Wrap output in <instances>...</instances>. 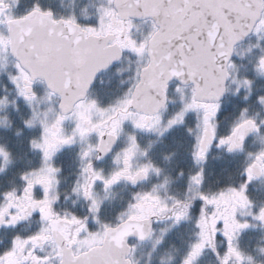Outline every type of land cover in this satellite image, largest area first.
Wrapping results in <instances>:
<instances>
[{"label":"snow or ice","instance_id":"snow-or-ice-1","mask_svg":"<svg viewBox=\"0 0 264 264\" xmlns=\"http://www.w3.org/2000/svg\"><path fill=\"white\" fill-rule=\"evenodd\" d=\"M19 2L0 0V69L12 58L8 76L16 93L13 99L0 96V110L21 99L29 106L24 124L39 127L30 144L41 156L22 174V190L0 194V226L30 221L38 212L39 227L16 233L0 248V264H139V242L153 239L154 220L164 219L198 229L181 264H199L207 249L219 264H255L239 237L252 226L242 217L264 225V203L257 206L250 193L253 182L264 178V116L242 106L221 133L219 115L227 93L243 89L248 101L256 79L264 78V0H101L95 23L75 13L57 16L40 0L17 13L13 4ZM237 54L255 55V76L240 75ZM115 65L128 75L105 98L98 85ZM256 102L264 108V94ZM10 123L0 115V125ZM181 126L193 136L190 152L198 166L182 196L170 193L172 177L150 154L159 138ZM150 134L156 139L145 143L142 137ZM250 136L259 142L255 149L248 147ZM73 145L80 159L73 191L88 202L85 215L57 207L61 168L55 157ZM213 147L244 154L238 179L214 191L204 187L203 166ZM0 158L4 166L12 162L3 144ZM106 158L110 167L97 163ZM122 182L136 190L115 220L105 219L104 202ZM167 231L155 236L153 248ZM218 234L226 245L222 252Z\"/></svg>","mask_w":264,"mask_h":264},{"label":"flooded vegetation","instance_id":"flooded-vegetation-1","mask_svg":"<svg viewBox=\"0 0 264 264\" xmlns=\"http://www.w3.org/2000/svg\"><path fill=\"white\" fill-rule=\"evenodd\" d=\"M81 11L65 12L63 6L65 2L61 0V10L51 8L57 16L70 15L75 13L82 22L95 23L96 22V5L101 0H80ZM34 0H20L19 5L13 4V11L22 13L31 7ZM41 4L44 7H53L50 2L43 1ZM87 10V15H84V10ZM80 15V16H79ZM0 28H3L0 25ZM252 41L255 37L251 38ZM249 41L246 40L241 46L240 50L248 46ZM257 50V49H255ZM248 55V54H247ZM247 55L241 57L240 55H234L233 59L241 65L240 75L255 76L253 71L254 59L252 62H248ZM247 57V58H246ZM122 65H115L113 69L104 75V83L98 85L99 90L102 92L105 98L114 95L120 90V80L127 77L128 73L125 72L123 77L117 68ZM244 70V71H243ZM14 71L12 66V58H9V62L6 68L0 69V96L8 95L9 99L15 98L14 85L9 79L8 73ZM242 73V74H241ZM173 82L172 87H175ZM235 87V85H233ZM245 90H241L240 95H234L232 92L227 93L223 97V106L219 115L220 119V132H227L233 122L234 118L238 115L239 109L245 105H251L252 111H260L264 116V108H262L256 101L257 97L264 94V78H257L254 86V92L248 101L242 98V94ZM172 109H175V104H170ZM31 114V110L23 100H19L17 105L9 104L6 109L0 110V115H8L11 123L10 125H0V144L7 146L12 153V162L7 166H4L3 159L0 158V194L4 191L12 188L22 190L24 181L22 174L28 171L32 167L36 166L40 162V152L31 148L30 140L38 135L40 129L28 128L24 124V119L28 118ZM194 114L189 117V124H194ZM71 126V122H66ZM143 141L147 143L149 139H156L154 134L144 135ZM193 136L187 133L186 126H181L170 130L157 141L152 152V157L159 163L165 170L166 174H169L173 182L169 186L171 194L183 195L187 188V180L189 174L198 167L194 164L191 157V142ZM259 142L255 139V136L249 137V149H255L258 147ZM79 146H65L55 157L57 166L61 168L60 172V191L61 199L57 204V207L61 210H69L82 215L88 214V202L83 197H78L77 193L73 191L76 181L80 172V159H79ZM165 156H169L170 160H165ZM110 158H106L104 161H98L99 165H108ZM244 161V154L242 153H228L223 148H216L210 151L207 161L204 163L206 181L205 189L217 190L218 188L233 182L238 179V172L242 167ZM184 171V175H180V171ZM162 179V177L160 178ZM157 182V178H153L150 183ZM145 186H150L145 185ZM131 185L121 183L116 185L111 190V195L104 202L105 219L115 220L118 213L126 206L127 201L131 198V194L135 191ZM101 195H103L102 188L100 189ZM250 193L252 199L256 202L257 206L264 203V178L256 180L250 187ZM2 199V195H0ZM200 202L193 208L195 214L198 210ZM39 213L34 214V218L30 221H23L21 224L12 226L4 225L0 226V248L7 247L11 238L16 233L27 234L39 227V221L35 218ZM242 219H248L252 221V226L243 231L239 237L241 247L254 257L255 264H264V253L260 252V248L264 247V225L259 221H255L251 216L242 217ZM171 226V227H169ZM153 227L155 234L153 239H147L143 242H139L136 250V259L139 264H181L183 255L188 249L190 242L196 239L195 232L198 229L195 225L189 221H182L180 224L172 225V220H154ZM168 228L165 234L164 240L153 248L155 236L160 235V230ZM218 249L222 252L225 248V242L222 234H218ZM132 242H136V238H130ZM171 256L172 259H168ZM199 264H219V260L216 254L207 249L200 258Z\"/></svg>","mask_w":264,"mask_h":264},{"label":"rangeland","instance_id":"rangeland-1","mask_svg":"<svg viewBox=\"0 0 264 264\" xmlns=\"http://www.w3.org/2000/svg\"><path fill=\"white\" fill-rule=\"evenodd\" d=\"M50 2L51 4H53V7L49 6L50 8L53 9H60L61 10V5L59 2H61V0H40V2ZM65 2V5L63 6V9L65 12H70V11H81V1L80 0H62ZM80 16V15H79ZM259 49L254 50V53H258ZM248 62H252L251 60L255 59V55L254 54H248ZM246 57V58H247ZM244 71V70H243ZM242 74V73H241Z\"/></svg>","mask_w":264,"mask_h":264}]
</instances>
